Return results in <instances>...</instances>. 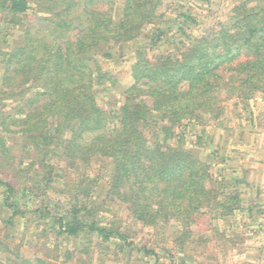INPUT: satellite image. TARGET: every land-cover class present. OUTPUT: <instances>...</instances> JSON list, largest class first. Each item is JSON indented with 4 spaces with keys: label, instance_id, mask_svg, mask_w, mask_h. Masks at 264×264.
<instances>
[{
    "label": "trees",
    "instance_id": "obj_1",
    "mask_svg": "<svg viewBox=\"0 0 264 264\" xmlns=\"http://www.w3.org/2000/svg\"><path fill=\"white\" fill-rule=\"evenodd\" d=\"M233 2L194 36L165 0H0V264H197L244 242L219 226L257 225L230 140L264 128V0ZM120 53L126 84L104 66ZM134 226L173 229L162 255Z\"/></svg>",
    "mask_w": 264,
    "mask_h": 264
},
{
    "label": "rangeland",
    "instance_id": "obj_2",
    "mask_svg": "<svg viewBox=\"0 0 264 264\" xmlns=\"http://www.w3.org/2000/svg\"><path fill=\"white\" fill-rule=\"evenodd\" d=\"M234 5L233 0H165L163 6V12H165L166 20H174L180 10L182 12L192 11L194 17L201 22L200 26H190L186 28L187 32H192L194 36L201 35L204 27L216 24L218 20H222L228 14L231 7ZM181 7V9H180ZM179 8V9H177ZM4 15L0 16V22L2 23ZM2 25V24H1ZM6 28V27H5ZM176 33V32H175ZM190 34V33H189ZM180 36L177 35L174 40L179 41ZM185 38V37H183ZM133 62V55L121 53L116 56L114 60H105L104 66L108 70L113 71L123 83L129 81V69ZM253 106L256 108V113L264 111V107L258 102L253 101ZM219 138V137H217ZM233 143L232 147L233 160L231 165L234 168L239 169L238 176L241 179V190L243 192V200L246 206L257 205L255 208L254 216L257 225L249 226L248 228H242L239 225L240 217H230L227 219L224 227L228 234L237 233L244 238V242L238 243L236 247L232 244L227 245L225 251H219L218 248L203 249L197 251L200 252L196 256L197 264H264V128H258L252 134L249 130L241 137L235 136L230 140ZM260 189V192L259 190ZM119 219L124 220L127 224L131 225V222L127 220V215L119 210ZM245 221L249 222L251 219L245 218ZM215 226L219 225V222H214ZM135 227V226H134ZM136 228V227H135ZM133 228L130 230L131 235L135 242L149 241L150 246H156L157 251L160 253L159 247L161 244H165L166 241L173 236V229L168 227L164 232H149L140 231L139 228ZM74 244L70 243L69 247ZM232 245V246H231ZM233 247L235 249H233ZM212 248V247H211ZM112 248H106L105 250ZM28 255L35 253L34 249L28 246L26 248ZM105 250H103L105 252ZM103 252V253H104ZM126 258L125 255L121 256ZM119 260V264H131ZM129 258L135 259V253L131 252Z\"/></svg>",
    "mask_w": 264,
    "mask_h": 264
}]
</instances>
